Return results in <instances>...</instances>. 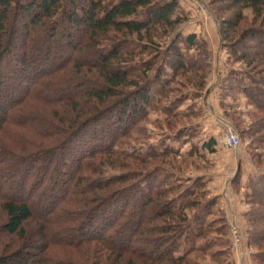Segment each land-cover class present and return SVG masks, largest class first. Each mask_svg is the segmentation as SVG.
<instances>
[{
	"label": "trees",
	"instance_id": "obj_1",
	"mask_svg": "<svg viewBox=\"0 0 264 264\" xmlns=\"http://www.w3.org/2000/svg\"><path fill=\"white\" fill-rule=\"evenodd\" d=\"M228 1L240 11L249 10L254 17L264 18V0ZM55 18L58 20H53ZM237 19L241 20V13ZM51 20L54 23L48 25ZM62 22H66L67 26L61 25ZM184 22L178 0H0V88L7 86L5 92L2 90L7 107L0 105V202L6 218L0 225V241L18 239L22 243L18 249L12 250L16 245L14 241L7 254L0 256V264H46L44 257L32 262L28 256L24 259L18 253L20 248H28L33 237H39L48 247L62 244L64 248L78 252L79 258L71 257L69 263L61 264H108L111 258L103 260V263L102 252L118 256L116 264H192L188 261L189 255L203 253L204 244H195L205 238L216 221L207 222L214 201L200 204L192 200L205 197V192L198 194L201 187L199 179L195 181V189L198 190H186L178 202L167 199L172 190L163 188V180L161 183L143 180L146 184L136 187L138 198L132 202L128 197L123 199L128 191L113 192L128 179L125 176L103 178L95 186L85 187L84 175L79 176L84 168L96 172L98 176L100 164L112 167L119 164L118 154L112 150L107 153L94 152L97 150H94V145L84 151L80 148L87 144L88 136L87 141H102L100 131L93 129L89 132L92 124L96 125L108 117L114 132L116 128L123 130L122 126L130 116L137 124L145 121L148 112H155L163 101L169 99L172 85L179 77L185 81L179 84L176 80L178 86L187 85L195 92L196 98H201L209 75V64L200 65L202 60H198L201 53L197 50L204 42L194 34L174 36L176 27ZM227 26L232 27L233 32L237 28V24L232 22H221V46L227 49L229 59L250 68L244 80H232L234 87L245 98L246 107L251 108L246 118L264 117V31H252L249 36L242 34L234 44L230 32L225 31ZM69 27L79 29L80 33L67 32ZM38 28L46 30L42 38ZM170 36H173L172 40L161 52ZM57 37L65 41V51L69 54L56 56L54 52L60 51L61 46L59 40L55 45L52 42ZM117 37L122 38L123 42L117 41ZM18 40L20 54H14L17 48L14 44ZM249 42L257 48L253 54L245 49L244 44ZM41 43L46 45L44 49L38 47ZM189 52L197 53L196 57L189 58ZM81 53L95 63H85L80 59ZM150 55L149 59H145ZM201 55L207 58V54ZM256 69L260 71L255 72ZM232 74L234 72L231 71L227 75L228 79L232 78ZM11 81L17 86L10 87L5 83ZM231 87L228 90H233ZM25 103L35 110L45 106L44 113H38V118H48L57 125H50L51 132L56 131L60 135V130L65 129L62 132L63 135L67 134V140L63 136L52 151H41L42 154L33 152L40 149L42 146L39 143H44L51 134L47 135L48 130L44 129L45 133L41 135L38 125H30L36 120L19 121ZM178 105L180 101H170L167 107H163L165 117H173L171 111ZM225 113L231 117L227 110ZM68 115L74 118H67ZM179 115L175 114V117L179 118ZM7 126L13 127V130L16 126V132L9 131ZM20 128L38 140L25 137ZM124 128L127 132L128 125ZM261 131L264 132V121L253 124L241 135H248L251 139ZM79 137L83 143L77 142ZM5 143L8 144L4 148ZM68 144L72 147L69 148L70 153ZM203 146L213 152L214 140ZM61 151H68L66 158L60 155ZM168 155L178 156L180 152L165 146L159 156L150 154L148 160ZM41 160L47 167L44 180L40 179L39 185L29 186ZM72 162L76 166L72 167L71 173L62 172V168H69ZM31 169L34 170L32 173L28 171ZM49 169L50 173L47 172ZM235 177H238V173ZM18 178L21 180L16 183ZM45 181L48 185H44ZM66 183L68 185L65 187ZM13 184L17 189L15 194L10 192ZM55 185L57 189L63 188V196L76 194L81 197L78 202L69 204L81 206V212L75 217L67 216L66 198L52 200ZM82 186L84 188L79 192ZM47 191H51L50 196ZM45 196V199L52 201L41 208L45 200L41 199ZM246 198L251 207V211L245 213L249 224L247 243L257 251L253 255L254 263L264 264V175L253 183L251 193ZM137 205L139 213L134 216L128 210ZM190 210H196L191 217L188 214ZM153 218L155 220L152 221ZM80 219L83 229L70 232L62 227V224H78ZM218 221L223 223L221 219ZM145 223H152V226L147 228ZM57 227L62 229L56 230ZM216 231L219 235L225 234L226 228L222 225ZM62 234L73 239L59 238ZM144 235H150L142 242L151 248L152 251L148 253L132 248ZM181 241L187 244L182 254L179 253ZM92 245L97 246L92 248ZM125 255L128 257L125 258ZM212 260L219 264L215 257Z\"/></svg>",
	"mask_w": 264,
	"mask_h": 264
},
{
	"label": "rangeland",
	"instance_id": "obj_2",
	"mask_svg": "<svg viewBox=\"0 0 264 264\" xmlns=\"http://www.w3.org/2000/svg\"><path fill=\"white\" fill-rule=\"evenodd\" d=\"M178 1L180 4V13L185 18V22L176 27V29L174 30V36L178 34L180 36L194 34L203 42L205 39L208 40L209 43H201V48L197 50V52L203 55L207 54V58L203 57V59L202 55L200 54L199 56H201V58H199L198 60H202L200 65H208V62H211V72L213 77H215L216 84L218 85L216 94L218 93L219 97L222 94V109L227 110L231 117H229L228 115L226 116V113H223L221 109L217 108L216 103L212 101L207 103L205 98L201 99L202 101L200 100V98H196L197 95L195 94V92L192 91V89H190V87H188L187 85L178 86L176 84L177 81L180 84V81L183 82L185 81V79L182 77L176 78L174 84L172 85V93L168 96L169 99L163 101L155 112H148L145 121H140L139 124H137L138 122H135L136 120L132 118L133 116H130L126 121L127 123L122 126L123 130L116 128L114 132H112L111 130L110 125L112 124V122H110L108 117L101 119L100 122L96 125H91L89 132L93 129L100 131L99 135L101 136L100 138H102V141L100 140V142H92V139H89V141H87L90 137L88 136L86 140L87 144H84L80 148H82L84 151L85 148L88 149L89 147H92L94 145V150L97 149L94 152L98 151L107 153L112 150L113 153L118 154L119 164L113 167L109 166L108 164H100L98 176L96 175V172H92L91 170L89 172L88 168H84L81 172H79V176L84 175L85 177L84 187L86 185L95 186L99 183L100 179L103 178L107 179L114 176H125L126 179H128L122 185L116 187L113 192H123L125 190L128 191L127 196H124L123 199L129 198L132 202L137 200L138 195L136 194V187L140 184H143V180H145V182L155 181L159 183L164 181L163 188L167 189L169 187V190H172L171 193L167 195V199L178 202V199H182V196L185 194L186 190L195 189V181L199 179L198 183L199 185H201V187L198 191V194L200 192H205V197H195L192 200H195L200 204H205L208 201H214L212 214L207 218V222H216L212 224L209 229L210 231H208L205 238L203 240H199L195 244V246L204 244L203 253H192L191 255H189L188 261H190L192 264H216L215 261L212 260L215 257V259L219 260V264H226L227 262L230 264H255L253 261V255L256 254L257 251L256 249H252L247 243V234L249 231V224L247 222V219H245L247 223H243V225L241 224V226H243L241 230L233 221V219L229 217V213L231 212L233 215L235 213L238 217L239 214L244 215L246 212L251 211V207L246 201V196L247 194L251 193L253 183L258 181V179H260L261 176L264 175V132L261 131L259 135L253 136L251 139L248 135H241V132H245L250 126L255 123L264 121V117L257 116L251 119L246 118V114H248V111H251V109H248L246 107L244 102L245 100L242 98L243 96L240 94L239 90L234 87V83H232V80L236 78L244 80L246 74L248 73V69L250 68H246L244 64L235 63L233 62V59H229L227 49L221 46L219 40L221 22L224 20L227 23L232 22L234 24H237V28L236 30H234V32L232 27H225V31L228 30V32H230V35L233 37V43L235 44L238 37L242 34L243 36H249L251 35L252 31H264V18L254 17V15L249 10L240 11L238 8H234L228 0ZM240 13L241 20H238L237 15H240ZM56 18L53 20H58ZM51 22L53 21H49L48 25H51ZM63 24L64 26H67L66 22L61 23V25ZM59 29L60 28L58 27V32ZM38 30L41 38L46 35L45 28H38ZM67 32L80 33V30L74 28L72 29L71 27H69ZM172 37L173 36L167 37L166 42L161 49V52H164V49L169 45ZM56 40H59L58 37L52 42L53 45L56 44ZM116 40L119 42H123L122 38L120 40V38L117 37ZM161 40L162 39H160V42L162 43ZM64 43L65 41L59 40L58 44L61 46L60 51L55 50V47L53 46V50H55L54 53H56V56L58 55L62 57L66 54H69L65 51ZM207 45L210 47V54L207 52ZM244 45H246L245 49L249 54H253V52L257 50L254 43L249 42L245 43ZM14 46L17 47L15 49L16 53L14 52V54H20V40L16 41ZM45 46V44L41 43L38 47L44 49ZM240 48L241 47H239V49ZM196 55L197 53L194 52L188 53L189 58L194 59ZM150 57L151 55L145 57V59H149ZM162 57L163 56H161V58ZM80 59L88 64L95 63L93 59L83 56L82 53L80 55ZM54 60L55 62L57 61V59ZM41 67H46V65H42ZM231 71L234 72V74H232V78L228 79L227 75ZM257 71H260V69L255 70V72ZM153 73L154 72H152L150 76H152ZM5 83L9 84L8 86L10 87L17 86V83L15 84L12 81L10 83ZM244 83H246V81ZM5 87L7 86H1L0 88L1 106H6L7 104L3 96L5 95L3 93L5 92ZM229 87H231L233 90H228ZM185 94L187 95L185 96ZM170 101H180V105H178L171 111L173 117L168 119L163 114L162 108L167 107ZM208 104L212 109L218 110L221 114V116H218V118H222L225 122V125H230L239 135L240 144L236 150H231L220 143V141L223 140L222 136L224 124L219 120V124H216L208 115L207 111L208 108H210L208 107ZM23 107L24 110L21 111V113L23 114H21V119L19 118L20 122H32L36 120V123L34 122L30 125L34 127L38 125V132L40 131L41 135L45 133L44 129L48 130L47 135L51 134V137L47 138L46 141L44 140V143H39L42 147L38 150L34 149L33 152L42 154L41 151H52L56 147L58 141L62 140L63 136H66L67 140V134L63 135L64 133L62 132L65 129L60 130V135L59 132H57V134L55 133L56 131L51 132L52 130L50 125L54 127H57V125L48 118H38L40 115H42V113H44L45 106L35 110L32 105L25 103L23 104ZM38 113L40 115H38ZM175 114L181 115H179V118H176ZM70 117L74 118L73 115H68L67 118ZM49 122L52 123L48 124ZM127 125L128 131L125 132L124 127H126ZM7 128L9 129V131L13 130V127L7 126ZM15 128L16 126H14L13 131L16 132ZM20 132L24 133L23 135H25V137H31L32 139H34V141L38 140L36 136H34L35 138H33L29 134V132L24 131L21 128ZM106 137H109L108 141ZM210 140H214V142H216L214 143V147L216 150L215 152H210L207 149H203V145L210 142ZM77 142L83 143L81 142L80 137L78 138ZM6 144L8 143H5V145H3L4 148ZM165 146L174 151L178 150L180 152V155H168L163 156V158L160 159H158L159 157H157V159L153 161L148 160L150 154L154 155L155 153V155L159 156L160 152L163 151V148H165ZM67 148L70 153V149L72 148L70 144L67 145ZM68 151H61L60 155H64L66 158L68 155ZM104 159L105 158H103V160ZM44 160H41L38 163L35 172H33L34 170L32 169L31 171L28 170L31 173H35L34 176L30 179L29 186H34L37 184L39 185L40 179L43 178L44 180L47 169V167H45ZM67 160L70 159H65V161ZM88 161L91 162L92 160ZM88 161H86L87 164ZM75 166L76 165H74L72 162L70 163L69 168L63 167L62 172L71 173L72 167L74 168ZM89 166L90 165H88V167ZM51 168L52 167H50V169ZM93 168L95 169V167ZM50 169L47 171L48 173H50ZM236 173H238V177H235ZM62 179L63 175H61L60 177V180ZM20 180L21 178H18L15 181L17 183ZM14 184V187H11V194H15L17 192L16 186ZM46 184L47 182L45 181L44 185ZM66 185H68V183L65 184V187ZM84 187H80L79 192H81L82 188ZM25 190H28V186L25 188ZM62 190L63 188L57 189V186L55 185L54 193L52 192L54 194L52 200L59 201L60 197L63 199L66 198L67 204L65 205V207L66 211H68L67 216L73 218L77 214H79L82 209L78 204H72L73 206H70L69 204L78 202L81 197L76 194H68V196H63L61 194ZM195 190L197 191L198 188ZM48 191L47 195L51 194V191ZM5 192L6 191H4V193ZM4 193L1 192V194ZM45 198L46 196L42 197L41 201ZM52 200L45 199L42 203L39 200L41 203L40 207H46V203ZM195 211L196 210L188 211L190 217ZM128 212L134 213V216L138 214V205L132 209L129 208ZM261 212L262 211H260V213ZM107 214L111 215L110 212H107ZM5 219L6 218L4 216V213L1 210L0 202V225L5 221ZM220 219L223 220V223H220V221H218ZM153 220L155 219L153 218L152 221ZM82 224V220L80 219L78 224H62V227L67 231L75 232L78 229L84 228V225ZM151 224L152 223H145L144 226L149 228V226H152ZM222 225L225 226L226 233L219 235L216 230ZM60 229L62 228H56V230ZM84 230L89 232L91 231L89 229ZM58 237L66 238L68 241H71V239H73L69 235L64 234L59 235ZM148 238H150V235H144L140 238L141 240L138 239L140 240L138 241L139 243H136V245L132 248L141 249L145 253L152 251L149 246L147 247L142 243ZM14 241L16 245L12 248V250L16 248L18 249V247H20L22 244L18 239H15ZM14 241L12 239H2L0 241V256H5L7 254L6 252L9 246L13 245ZM96 246L97 245H92L91 247L94 248ZM144 247H147V249H142ZM186 248L187 244L182 243L181 241L179 253H184ZM262 250V252H264V248H262ZM18 251V253H20V257H23L25 259L28 256V258L31 259L32 262H35L37 259H41L44 257L45 261L47 262L46 264L69 263V259L71 257L79 258L78 252H74L76 250L69 247L64 248L62 244L61 246L57 247H48L46 246V242L41 240L39 237H33L32 242L29 244L28 248H20ZM102 253L104 255L102 262L103 260L110 257L111 259H108V261L106 260L108 264H116L118 256L111 254L110 252ZM127 257L128 256L125 255V258ZM75 261H77V259Z\"/></svg>",
	"mask_w": 264,
	"mask_h": 264
},
{
	"label": "crops",
	"instance_id": "obj_3",
	"mask_svg": "<svg viewBox=\"0 0 264 264\" xmlns=\"http://www.w3.org/2000/svg\"><path fill=\"white\" fill-rule=\"evenodd\" d=\"M197 39L198 40H200L201 41V39L200 38H198L197 37ZM205 39V38H204ZM220 41V40H219ZM201 42H203V41H201ZM204 43H209L208 42V40H204ZM210 47L207 45V51H208V53L210 54V49H209ZM209 61H210V59H209ZM210 63L211 62H208V64H209V71H210V74L208 75V78H207V82H206V85H205V89H204V91H203V93H202V97L200 98V100L201 99H203V98H205L206 99V101H207V103L208 102H210V101H212V102H214V103H216V106H217V108H219V109H221V111H223V113H225L224 111L225 110H223L222 109V104H223V101H222V99H221V97H222V94H221V96L219 97V94L217 93L216 94V91H217V89H218V85L216 84V81H215V77H213V75H212V65L210 66ZM212 88H213V90H212ZM244 100H245V98L244 97H242ZM202 101V100H201ZM204 102H205V100H204ZM245 102V105H246V101H244ZM209 105V104H208ZM247 106V105H246ZM208 107H210V108H208ZM207 108H208V111H207V113H208V115L213 119V121L217 124H219V122H218V120H220V119H222V118H218V116H221V114H220V112L218 111V110H214V109H212L211 108V106L209 105ZM248 109H251L250 107H248ZM222 113V112H221ZM228 119V118H227ZM223 120V119H222ZM222 139H223V136H222ZM221 139V140H222ZM214 143H216V142H214ZM220 143L223 145V143H222V141H220ZM214 147V146H213ZM204 150L206 149V147H204L203 148ZM216 150H215V147H214V150H213V152H215ZM229 212V211H228ZM229 217L231 218V219H233V221L236 223V225L242 230V227L243 226H241V224L243 225V223H247L246 222V216H245V214L243 215H238V217L236 216V214L234 213V215L230 212L229 213Z\"/></svg>",
	"mask_w": 264,
	"mask_h": 264
},
{
	"label": "built area",
	"instance_id": "obj_4",
	"mask_svg": "<svg viewBox=\"0 0 264 264\" xmlns=\"http://www.w3.org/2000/svg\"><path fill=\"white\" fill-rule=\"evenodd\" d=\"M219 121L224 124L222 140L223 145L231 150H236L240 144L239 135L230 125H225L224 120L220 119Z\"/></svg>",
	"mask_w": 264,
	"mask_h": 264
}]
</instances>
